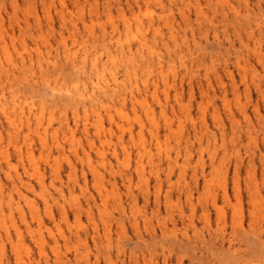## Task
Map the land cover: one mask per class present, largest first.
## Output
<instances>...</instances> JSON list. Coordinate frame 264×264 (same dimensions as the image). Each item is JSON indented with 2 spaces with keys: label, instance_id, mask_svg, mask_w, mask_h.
<instances>
[{
  "label": "rangeland",
  "instance_id": "374dc122",
  "mask_svg": "<svg viewBox=\"0 0 264 264\" xmlns=\"http://www.w3.org/2000/svg\"><path fill=\"white\" fill-rule=\"evenodd\" d=\"M16 3L14 8L11 0H0L3 7L0 29L8 51L18 64L23 55L26 70L13 69L12 72V68H8L1 40L0 60L14 74H10L12 88L22 98L26 96L33 100L37 107L42 103L46 115L49 110L53 111L47 141L53 143L51 133L57 130L63 148L58 159L61 169L56 175L45 164V158L37 159L45 184L41 188L29 161L17 159L13 138L8 136L6 122L0 114V193L4 207L10 201H19L25 221L37 232V221L31 218L26 199L31 200L37 203L46 224L56 232L57 223L66 236L63 238L57 233V243H54L45 232L46 255L39 254L25 221L18 209H14L15 225L21 229V238L26 245L22 243L21 248L28 251L33 264H86L85 257L89 264H107V260L112 264H264V0H140V10L133 0H79L77 5L73 0H64V19L56 12L60 0H53L48 13L39 0H16ZM144 5H149L151 10L145 9ZM142 12L147 13L146 16ZM135 14L138 16L134 17ZM138 17L146 27L143 31L146 37L165 61H172L176 71L174 81L171 75L167 77L168 88L158 79L156 97H147V104L155 113L161 148L157 147L156 141L155 145L150 143L148 130L152 124L143 109L139 108L137 114L126 110L130 118L125 119L131 122L134 141L138 138V120L143 122L145 143L151 145L154 159L153 167L147 162V156L143 157L144 168L139 175L135 172L139 142H133L128 131L124 129L123 133L115 122L109 123L104 111L103 137H97L92 126L85 135L79 126L72 141L75 151H71V141L67 136L63 137L65 129L59 128L60 117L71 120V101L66 94L52 88L55 83L72 84L78 77L63 61L64 47L86 49L90 54L100 52L101 28L108 35H116L112 25L123 32L125 18L134 24V19L140 21ZM150 18L153 25L147 26ZM241 39L247 48L240 47ZM129 41L135 45L136 37L131 36ZM36 47L44 57L58 58V61L44 64L39 69ZM186 70L192 73L191 77L184 73ZM119 71H122L121 66ZM45 76L51 80V86L43 85ZM190 80L192 86L188 84ZM255 82L260 90H255L257 88L252 84ZM201 85L203 90L198 88ZM176 92L187 105V112L180 110ZM161 103H167L165 115L161 114ZM118 115L115 113V121L121 122L122 117ZM165 117L171 125L170 130ZM36 135H32V140L37 155L40 147ZM20 144L24 145V142ZM123 144L129 150V156L125 158ZM200 145L206 177L201 173L200 163L195 162ZM113 147L119 152V159L124 158L125 162L116 161L111 154ZM165 147L173 156L177 149L193 151L194 158L185 165L183 175L178 174L179 163L173 166L171 162L169 165L173 168L168 172V161L166 163L163 156ZM4 149L9 154V163L2 156ZM52 149L54 154L58 153ZM99 152L107 159L105 166L101 164ZM212 153L215 163H222L219 164L220 171L210 175L209 156ZM237 158L240 166L235 173L233 162ZM181 159L180 155L178 160ZM108 161L114 170L129 172L130 182H123L118 173L113 176ZM92 166L99 169L102 177L93 176ZM9 173L20 175V181L15 178L17 189H12ZM211 176L214 182L206 184L205 178ZM100 187L110 193L107 215L102 218L97 206L90 201L91 216L83 211L75 217L71 204L77 201L87 205L91 196L100 204ZM224 187L227 198L223 196ZM145 189H148L147 201ZM188 192L190 199L186 197ZM154 194L158 200L154 201ZM44 196L55 213L54 221L45 213ZM113 198L122 202L124 214H119ZM61 205L67 211L65 218H61ZM103 219L108 225L109 237L104 234ZM94 225L98 233L94 232ZM10 228V238H6L1 229L0 233L5 254L13 264L10 242L16 241L17 237ZM55 251L61 260L55 259Z\"/></svg>",
  "mask_w": 264,
  "mask_h": 264
},
{
  "label": "bare ground",
  "instance_id": "6f19581e",
  "mask_svg": "<svg viewBox=\"0 0 264 264\" xmlns=\"http://www.w3.org/2000/svg\"><path fill=\"white\" fill-rule=\"evenodd\" d=\"M39 1L41 2V5L43 6V9L45 10V12L48 13L50 5L53 4V0H39ZM133 1L134 3H136L139 9L140 0H133ZM11 2H12L13 7L16 8V5H17L16 0H11ZM73 2L77 5L79 3V0H73ZM146 7L149 8V5L145 6V9ZM231 9H232V6H231ZM2 10H3V7L0 4V23L2 21V17H1ZM64 10H66L64 0H60V7L58 10H56V12L60 15L62 19H64ZM148 10H151V9L149 8ZM222 10L224 9L222 8ZM142 13L145 14V12H142ZM237 14L240 15V12L238 13L237 11ZM136 16H138V14H135L134 17ZM160 17L158 18L160 19ZM138 19L140 18L138 17ZM125 20L126 22L123 21V23L125 22L123 25V32L119 31L116 25L115 26L112 25V31H115L117 33L116 35L114 34L108 35L101 28L103 33H102V36L98 38L99 43H100V52L96 51L93 54H90L86 49H83L82 51H80V48L74 47L71 49L68 47H64L65 52L63 55L64 56L63 61L64 63L70 66L71 70L73 69L74 72L77 73L78 77L76 78L75 82L72 84L67 83V82H62L60 85H56L55 83L54 86H52V88L58 89L60 92L66 94L67 97L71 101L70 102L71 104L69 105L71 109V120H69L66 116L60 117V120H59V128H63V130L65 129L63 131V135H64L63 137L65 138L67 136V139L71 141V144H70L71 151H75L74 149L75 144L72 143V141L75 136V129L79 128V126L81 127L82 133L85 135L89 134V127L92 126L94 129V134L99 138L103 137L104 127H103V117H102L103 113L102 112L104 111V115L107 117L109 123L115 122L118 125L119 129L122 130V132L124 129L128 131V136L133 142H139V144L136 146L137 160L135 161V172L138 173L139 175L141 174L144 168L143 167V157H145L146 155L148 159L147 162H150L151 163L150 165L153 167H154L153 165L154 163L152 162L154 159L150 152L151 145L147 146V144L145 143V139L143 136V132H144L143 122L139 118L140 120H138V129L134 126L135 129H137L136 134L138 135V138L136 139V141H134L135 139L134 130L131 126V122L129 120H126L128 117L127 116L128 112L126 110L130 109L134 114H137V110L139 108L143 109L147 119H149L150 121L149 124L150 123L152 124L151 126L152 128L148 130L150 133L149 135L150 143L155 145V141H156L157 147L160 146L161 148V145H159L160 143H159V138H158L159 130H158L157 123L154 119L155 113H154V110L150 108V106L147 104V97L148 96H151L153 98L156 97V92L158 89L157 87L158 79H161V81L164 84V87L168 88L169 83L167 81L168 80L167 77L171 75L172 76L171 78L174 81L176 77V71H175V66L172 63V61L171 62L165 61L163 58V55L157 51V48L153 45L151 41H149V39L144 34L143 31H144L145 26L141 22L142 19H140V21L134 19V24L132 22H129L127 18H125ZM149 25H153L151 18L148 21L147 26ZM86 26H90V25H86ZM155 27H157V25ZM151 29L157 30V28L155 29L153 28V26L151 27ZM1 30L2 29H0V40L3 43L1 48L3 51L4 60L7 63L8 68L9 69L12 68V72H13V69H20L21 72H24V70H26V67H25V60H24L23 55L22 54L20 55L21 60H20V63L18 64L12 58L11 53L8 51L5 45V39L2 36L3 33L1 32ZM89 30H90V27H89ZM154 30H153V33H154ZM170 35H171L170 37L173 36L172 31ZM131 36L136 37L135 45H132V43L129 41V38ZM60 40L63 42V45H64L65 42L63 41L62 36ZM239 41L241 42L240 47L244 46L247 48L246 44H242V39ZM155 43L156 42L154 40V44ZM163 44L165 45V42H163ZM36 50H37V56H38L37 65L39 69H42L44 64H47V65L49 63L55 64L58 61V58L51 59L49 56L44 57L37 47H36ZM29 61L31 64V56H29ZM236 62H239V61H236ZM57 64H60V63H57ZM119 66H121V70H122L121 72L119 71ZM9 69H7V67H5L2 61L0 60V71H1V77H2L0 78V114H2L6 122L8 136L10 138H13V149H14V153L17 159L20 161H23L24 159L29 161L31 165L32 173L35 174L40 187L44 188L45 184H44V179H43V172L40 169V165L38 164L37 159L45 158V164L48 165L50 171H52L55 175L58 174L61 169V163L58 159H59L61 152L63 151L62 150L63 148L61 145V141L57 137V130L51 133V137L53 138L52 140L53 143L49 144L47 141L48 127L51 126V122L53 119V111L49 110V112L46 115L45 108L44 106H42V103L41 104L39 103V106L37 107L35 106V103H33V100H28L26 96L22 98L20 94H18L12 88L11 75L14 76V74L10 73L8 71ZM225 71H227L228 73L230 72L228 71L227 67H225ZM184 73L189 74L190 75L189 77L192 76V73H190L189 70H186V72ZM231 73L232 72H230V74ZM239 73H242V72H239ZM173 81L172 83H174ZM188 84L192 86L191 80ZM252 84L255 85V88H257L255 90H260V86L257 82L252 83ZM43 85L51 86V80L49 79V77L45 76L43 78ZM201 87L202 85L198 88L200 89ZM201 90H203V88H201ZM261 90L263 91V89ZM166 94L167 93H165V101L167 97ZM177 94L178 93L176 92L175 94L177 98L176 101L178 102L177 104H179L180 110L187 112L188 111L187 105H184L182 103V100ZM225 99L223 102L225 103V106H227ZM159 105L161 107V114L165 115L167 103H161ZM201 111L203 112V108H201ZM115 113L119 114L118 115L119 117H122L121 122L115 121V116H114ZM124 119L127 121V123L124 122ZM131 119H132V116H131ZM145 121L147 122L146 119ZM165 123H166L167 128L170 130L171 125L168 123V119L166 117H165ZM124 124H126L127 127H124L125 126ZM34 133L39 136L40 152L37 155L35 154V151L33 148L32 135ZM22 141L24 142V145L20 144V142ZM103 141H106V138H104ZM52 148H55L58 153L54 154L52 151L53 150ZM174 153H175L174 156L171 155L170 150H168L165 147L163 156L166 158L165 160L166 163L168 161V166H169L168 172L170 173V171H172V168H173L172 164L169 165L171 162L174 164L173 166L179 163L178 164L179 166L178 174L183 175L184 170H185V165H187V163H190L191 160L194 158L193 151L190 149H185L184 152H181V150L177 149V151ZM111 154L116 159V161L120 160L119 152L117 151L115 147L112 148ZM122 154L124 158L129 156V150L124 144L122 145ZM8 155L9 154L7 153V150L4 149L2 151V156L3 158L6 159L7 163L10 162ZM180 155L182 156L181 161L178 160V157ZM99 156H100L101 164L105 166L107 162L106 157H104L102 152H99ZM195 156H196L195 162L200 163L201 173L203 174L204 177H206L205 170L203 168L204 162L202 160L203 157H202L201 145L199 146V150L197 152V155ZM123 160H120V162H122ZM209 160H210V166H211L210 175L211 174L213 175V172L220 171L219 164H221L222 162L218 161V163H215L216 159L213 153L211 156H209ZM67 161L69 163V166H71V162L69 161L68 158H67ZM108 163H109V168H110L109 171L110 173L113 174V176H115V174L118 173L123 182L124 181L130 182L131 174L129 172L127 173L126 171L124 172L123 170L122 171L114 170L112 167L113 165H111L109 161ZM233 164H234L235 173H237L239 166H240L239 158L235 159V162H233ZM222 170H223V167H222ZM91 172L93 173L94 177L96 176L102 177V173L95 166L91 167ZM8 175L10 176L9 179L11 180V183L13 184L12 189H17L15 178H17L20 181L21 180L20 175L18 173H15V175L13 176L10 173ZM213 177H215V175ZM211 178L212 176L209 178H205V183L209 184L210 182H212ZM235 184H236V181H235ZM146 190L148 191V189H145V192H144L146 194V196H144L145 201H147L148 199V194L146 193L147 192ZM222 191H223V196L227 198L225 187L222 189ZM109 194L110 193H108L106 189L103 190L100 187L98 189V196L100 199V204H97V200L92 196H91V199L87 201V205H83L82 203L75 201L74 203L71 204V208L73 210L74 216L79 217L80 214L83 211H85L88 217H90L92 213V207L90 205V201H91L93 204L97 206L98 211L100 212L103 218L108 213V207L110 205L109 204V197H110ZM113 196L114 195H112V197ZM186 197L190 199L191 193L190 192L186 193ZM114 198H113V201L115 200ZM213 198H212L213 204L217 206V203L215 204L216 201ZM155 199L158 200V197L156 196L155 198V194H154V201ZM26 201L29 207L28 209H29L31 218H34L37 221V226H38L37 232H34L31 225L25 221L26 220L25 213L23 209L21 208L19 201H15V202L10 201L7 204V207L5 208L2 202V194L0 193V229L2 230L3 235L6 238H10L11 237L10 227H12L14 230V234L17 237L16 241L10 242L11 250L13 252V258H14L13 264H33V259L27 253L28 251L27 250L24 251L21 248V245L23 244L25 245V243H23V240L21 238L22 237L21 229H19L17 225H15V220L13 217L14 209H18V212L22 220L25 221L27 232L30 234L31 238L34 239L35 243L37 244L39 248V254L44 255V256L46 255L45 249H44L45 232L47 233V235L53 238L54 243H57V238H56L57 233L59 236L66 238L65 233L62 232V230L60 229L57 223H56V230H57L56 232L49 225L46 224L43 217L40 215L37 203L31 200H27V199ZM43 203L45 206L46 215H48V217L54 221L55 213H53L51 207L48 204V199L45 196L43 197ZM113 204L116 207H118L119 214H124L125 212L123 208L124 206L122 205V202L119 199L118 200L116 199L115 202H113ZM135 204H136V201L134 200V205ZM60 213H61V218L66 217L67 211L64 205L60 206ZM133 220H134L133 224L136 225L135 218ZM103 222L105 223L104 234L105 236L109 237L108 235L109 228H108V225L106 226V220L103 219ZM93 230L96 233L99 232L96 225H94ZM3 235L0 233V264H12L10 259L5 254V248H4L3 239H2ZM79 236L80 235L76 237H79ZM119 249L117 250L119 251ZM55 259L61 260V256L57 251H55ZM106 262L107 264H112L109 260H107ZM85 263L89 264L87 257H85Z\"/></svg>",
  "mask_w": 264,
  "mask_h": 264
}]
</instances>
